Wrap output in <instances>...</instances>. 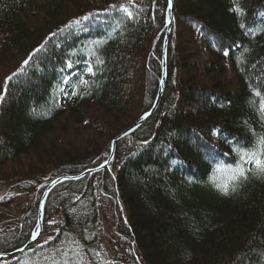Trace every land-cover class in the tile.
<instances>
[{
    "label": "trees",
    "instance_id": "1",
    "mask_svg": "<svg viewBox=\"0 0 264 264\" xmlns=\"http://www.w3.org/2000/svg\"><path fill=\"white\" fill-rule=\"evenodd\" d=\"M166 10L167 0H0V252L36 230L50 181L103 163L151 108ZM172 15L155 111L107 167L54 185L35 242L0 264H264V177L228 195L209 182L214 166L235 164L226 141L251 147L249 129L264 134L249 103L252 89L264 94V0H174Z\"/></svg>",
    "mask_w": 264,
    "mask_h": 264
},
{
    "label": "snow or ice",
    "instance_id": "2",
    "mask_svg": "<svg viewBox=\"0 0 264 264\" xmlns=\"http://www.w3.org/2000/svg\"><path fill=\"white\" fill-rule=\"evenodd\" d=\"M128 3H133V0H128ZM169 8L172 7V0H168ZM110 7H117V5H112ZM129 19L133 17V13L128 11L126 5L121 4L118 6ZM108 11V9H105ZM236 11L239 13L242 10L238 7ZM96 15V13H89L85 16H82L78 19H74L69 21L64 27L65 29L71 28L73 25H81L83 21L88 20L91 16ZM243 27V25H241ZM259 31H264V28L258 29ZM257 30H249L251 35H255ZM54 35V34H53ZM106 42V41H105ZM103 42H97L95 47H100ZM43 47V45L41 46ZM245 52L248 51L247 48L244 49ZM228 53L226 52L225 55ZM103 60H96V64H102ZM24 64H28V60L24 61ZM67 67H71V64H68ZM19 71V70H18ZM86 71L89 76H95V65L94 64H87ZM16 73H13L12 76L5 78V84L10 81ZM67 80V77H64ZM89 84V80L81 76L78 81V86L87 87ZM78 92L76 88H74L71 95H77ZM3 99V94H0V100ZM257 101H259L258 112L262 114V119H264V94L260 91L256 90L255 88L252 89V99L249 101L254 107L257 105ZM245 124L247 122L245 121ZM254 137V142L252 143L251 147H245L243 144L235 141H226L229 146L232 148V152L236 155L235 164H229L225 166L222 162L213 168V175L209 176V182L213 183L214 187L221 191L223 194L228 195L230 191L234 192L236 187L243 182L244 180L248 179L249 174L255 175L257 177H264V134H257L254 129H249ZM220 174H224L227 176L226 180H220ZM192 178H189L191 182ZM0 199H3L0 197ZM38 235L37 232L33 233V239ZM76 255H79V251L76 252ZM99 255V254H97ZM65 264H68V261H65ZM74 264H82V260H76Z\"/></svg>",
    "mask_w": 264,
    "mask_h": 264
},
{
    "label": "water",
    "instance_id": "3",
    "mask_svg": "<svg viewBox=\"0 0 264 264\" xmlns=\"http://www.w3.org/2000/svg\"><path fill=\"white\" fill-rule=\"evenodd\" d=\"M173 1L172 0V7L169 8L168 6V0H167V10H166V31H165V35H164V39H163V43H162V72H161V77L158 83V89H157V93L154 99V102L151 106V108L146 111L145 113H143L134 123H132L129 127H127L125 130H123L121 133H119L117 136H115L112 141H111V145H110V152L109 155L107 157V159L101 163L100 165L93 167V168H89L84 170L83 172H81L80 174L77 175H65V176H60L57 177L55 179H53L52 181L49 182V184L45 187V189L42 192V195L40 197L39 200V204H38V212H37V228L36 230H34L30 236V238L28 239V241L21 247L10 251V252H0V258L2 257H11L13 255L19 254L21 252H23L24 250H26L28 247H30L35 240L37 239V237L39 236L41 230H42V213H43V206L45 203V199L46 196L48 194V192L51 190V188L56 185L57 183H59L60 181L63 180H73V179H78L81 178L83 176H85L86 174H90V173H94L96 171L102 170L103 168L107 167L108 164L110 163L113 154H114V149H115V143L122 137L130 134L131 132H133L135 129H137L156 109V107L159 104V101L161 99V96L163 94L164 91V87H165V82H166V65H165V61H166V47H167V40H168V36L170 33V29H171V22H172V18H173ZM37 232L38 235L35 237V239H33V233Z\"/></svg>",
    "mask_w": 264,
    "mask_h": 264
},
{
    "label": "rangeland",
    "instance_id": "4",
    "mask_svg": "<svg viewBox=\"0 0 264 264\" xmlns=\"http://www.w3.org/2000/svg\"><path fill=\"white\" fill-rule=\"evenodd\" d=\"M173 19V18H172ZM14 210H15V208H14Z\"/></svg>",
    "mask_w": 264,
    "mask_h": 264
},
{
    "label": "bare ground",
    "instance_id": "5",
    "mask_svg": "<svg viewBox=\"0 0 264 264\" xmlns=\"http://www.w3.org/2000/svg\"><path fill=\"white\" fill-rule=\"evenodd\" d=\"M172 23V22H171ZM168 41V40H167Z\"/></svg>",
    "mask_w": 264,
    "mask_h": 264
}]
</instances>
